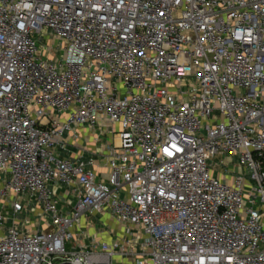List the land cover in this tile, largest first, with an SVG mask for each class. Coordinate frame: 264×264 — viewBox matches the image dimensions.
Masks as SVG:
<instances>
[{"label": "built area", "instance_id": "obj_1", "mask_svg": "<svg viewBox=\"0 0 264 264\" xmlns=\"http://www.w3.org/2000/svg\"><path fill=\"white\" fill-rule=\"evenodd\" d=\"M0 264H264V0H0Z\"/></svg>", "mask_w": 264, "mask_h": 264}, {"label": "crops", "instance_id": "obj_2", "mask_svg": "<svg viewBox=\"0 0 264 264\" xmlns=\"http://www.w3.org/2000/svg\"><path fill=\"white\" fill-rule=\"evenodd\" d=\"M82 132L83 133L79 139L72 138L71 133L66 134L65 142L67 143L68 148L66 150H61L60 148L57 147L56 148L57 155L61 159H69L73 162L84 163L87 169L95 170L97 172H101V171L104 172L106 166L105 159L102 156L101 157L95 156L92 151V149L95 147L93 143L92 133L88 132L87 130H83ZM91 160H94V164L91 163ZM226 171L227 172H217V170L215 169L214 175L217 178L221 179L222 181H225L227 183H232L234 177H236L237 174L234 171H228V170ZM64 191H66V189H64L63 191L60 190V192L57 194V196L60 199L63 198ZM61 208L67 212L71 211L70 208L68 209L65 206H61ZM100 228H101V223L99 221H95L93 223V226L88 228V233L90 235L97 234ZM100 238L109 239L106 236L105 237L101 236Z\"/></svg>", "mask_w": 264, "mask_h": 264}, {"label": "rangeland", "instance_id": "obj_3", "mask_svg": "<svg viewBox=\"0 0 264 264\" xmlns=\"http://www.w3.org/2000/svg\"><path fill=\"white\" fill-rule=\"evenodd\" d=\"M53 42H54V40H52V45L54 46L55 44ZM39 43H40V46H44V45L46 46L47 44H49L47 39L40 40ZM59 49H60L59 46L58 47L54 46V50H55L56 54H59L61 52ZM225 160H226V157L217 156L215 159H213L211 161V163H216V164L218 163L220 165L222 163V161H225ZM232 162H233V164L231 166H232V168H234V166L238 165L239 158L238 157L234 158ZM216 170H217V172H227L226 168H224L223 166L217 167ZM246 180L251 181L253 184H255V181H253L251 179V172L250 171L246 175ZM36 220H38V218L37 217H33V221L37 222Z\"/></svg>", "mask_w": 264, "mask_h": 264}]
</instances>
